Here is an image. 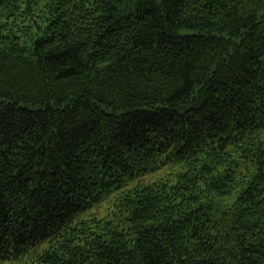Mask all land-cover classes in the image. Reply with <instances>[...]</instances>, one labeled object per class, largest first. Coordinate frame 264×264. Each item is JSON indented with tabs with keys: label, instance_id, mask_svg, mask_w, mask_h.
Returning a JSON list of instances; mask_svg holds the SVG:
<instances>
[{
	"label": "trees",
	"instance_id": "1",
	"mask_svg": "<svg viewBox=\"0 0 264 264\" xmlns=\"http://www.w3.org/2000/svg\"><path fill=\"white\" fill-rule=\"evenodd\" d=\"M0 264H264V0H0Z\"/></svg>",
	"mask_w": 264,
	"mask_h": 264
}]
</instances>
